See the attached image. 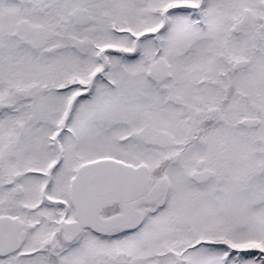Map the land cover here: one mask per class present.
<instances>
[{
  "label": "snow or ice",
  "instance_id": "1",
  "mask_svg": "<svg viewBox=\"0 0 264 264\" xmlns=\"http://www.w3.org/2000/svg\"><path fill=\"white\" fill-rule=\"evenodd\" d=\"M0 264H264V0H0Z\"/></svg>",
  "mask_w": 264,
  "mask_h": 264
}]
</instances>
